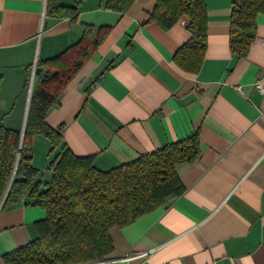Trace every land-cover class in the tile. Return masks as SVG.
<instances>
[{"label":"crops","instance_id":"1","mask_svg":"<svg viewBox=\"0 0 264 264\" xmlns=\"http://www.w3.org/2000/svg\"><path fill=\"white\" fill-rule=\"evenodd\" d=\"M157 1L135 0L120 13L104 0H81L71 22L48 17L46 0H0V117L28 109L38 65L76 45L89 27L88 41L99 43L44 120L52 129L64 126V146L108 171L194 133L200 141L198 159L176 169L184 194L111 228L110 253L89 264H264V102L254 88L264 75V14L247 55L236 59L232 0H204V61L189 73L173 61L190 39L186 22L162 29L150 20ZM32 148V166L44 180L55 151L48 153L41 136ZM44 217L28 196L0 209V264L37 237L35 223Z\"/></svg>","mask_w":264,"mask_h":264},{"label":"trees","instance_id":"2","mask_svg":"<svg viewBox=\"0 0 264 264\" xmlns=\"http://www.w3.org/2000/svg\"><path fill=\"white\" fill-rule=\"evenodd\" d=\"M62 1L46 0V15L74 22L81 0H73L71 5ZM134 1L104 0V8L123 13ZM259 14H264V0H232L229 49L236 59L247 55ZM180 19L186 22L190 39L176 51L173 61L185 72L197 73L207 44L204 0H158L150 14V20L164 30ZM90 36L91 29L85 27L80 42L38 65L40 74L30 96L22 137L21 128L14 130L0 123V209L28 196L45 213L44 219L35 223L37 237L4 255V264L103 261L112 247L109 230L126 227L181 197L185 188L176 169L195 162L200 155V141L194 133L129 163L100 171L92 157H77L64 146V126L52 129L44 120L61 90L99 43V38L89 42ZM36 136L48 140L49 154L55 151L44 180L32 166V139Z\"/></svg>","mask_w":264,"mask_h":264},{"label":"rangeland","instance_id":"3","mask_svg":"<svg viewBox=\"0 0 264 264\" xmlns=\"http://www.w3.org/2000/svg\"><path fill=\"white\" fill-rule=\"evenodd\" d=\"M24 113H25L24 108L23 109L16 108L12 110L9 115H7V118L1 119L0 117V123L4 125L6 128H10L14 130L20 129L23 123Z\"/></svg>","mask_w":264,"mask_h":264},{"label":"built area","instance_id":"4","mask_svg":"<svg viewBox=\"0 0 264 264\" xmlns=\"http://www.w3.org/2000/svg\"><path fill=\"white\" fill-rule=\"evenodd\" d=\"M262 47L264 49V42L262 43ZM254 88L260 92L263 97L264 102V75H260L254 82ZM263 111H264V104H263Z\"/></svg>","mask_w":264,"mask_h":264},{"label":"water","instance_id":"5","mask_svg":"<svg viewBox=\"0 0 264 264\" xmlns=\"http://www.w3.org/2000/svg\"><path fill=\"white\" fill-rule=\"evenodd\" d=\"M37 73H38V71H37ZM26 115H27V110L25 111L23 124L21 126V137L23 135V130H24V125H25Z\"/></svg>","mask_w":264,"mask_h":264}]
</instances>
